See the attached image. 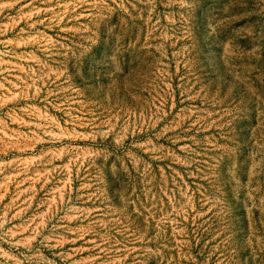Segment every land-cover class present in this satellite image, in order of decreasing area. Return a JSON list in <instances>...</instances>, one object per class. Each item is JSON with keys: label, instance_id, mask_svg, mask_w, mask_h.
<instances>
[{"label": "rangeland", "instance_id": "374dc122", "mask_svg": "<svg viewBox=\"0 0 264 264\" xmlns=\"http://www.w3.org/2000/svg\"><path fill=\"white\" fill-rule=\"evenodd\" d=\"M0 264H264V0H0Z\"/></svg>", "mask_w": 264, "mask_h": 264}]
</instances>
